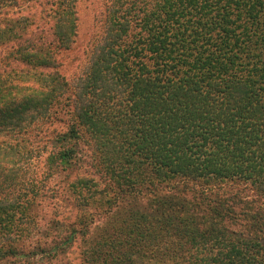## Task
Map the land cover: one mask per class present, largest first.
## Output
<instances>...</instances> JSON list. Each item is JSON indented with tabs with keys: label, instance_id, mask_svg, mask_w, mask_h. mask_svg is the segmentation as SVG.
I'll return each mask as SVG.
<instances>
[{
	"label": "trees",
	"instance_id": "trees-1",
	"mask_svg": "<svg viewBox=\"0 0 264 264\" xmlns=\"http://www.w3.org/2000/svg\"><path fill=\"white\" fill-rule=\"evenodd\" d=\"M19 1L0 0V264L64 254L93 204L118 215L84 264H264V0H107L76 78L64 54L78 0H34L48 28L8 9ZM37 125L54 127L51 148H32ZM88 151L100 176L80 173ZM45 153L46 177H31ZM57 176L76 220L34 243L37 200ZM227 183L252 199L213 198Z\"/></svg>",
	"mask_w": 264,
	"mask_h": 264
},
{
	"label": "rangeland",
	"instance_id": "rangeland-1",
	"mask_svg": "<svg viewBox=\"0 0 264 264\" xmlns=\"http://www.w3.org/2000/svg\"><path fill=\"white\" fill-rule=\"evenodd\" d=\"M107 0H78V15H79V34L77 37V41L74 44L73 48L64 54L65 56V69L64 72L69 78H76L83 73V70L86 66L87 60L98 43V40L103 31V23L105 16V5ZM48 6L44 4H40L39 2H34L31 0H20L19 4L15 7H9V10H13L18 12V16L22 15H32L34 16V21L38 24H41V27L48 28L45 24V21L42 20L45 17L44 9L47 10ZM6 54V48H0V54ZM56 126V125H55ZM48 128V126H47ZM54 127L50 129H46L40 125L35 126L31 129L29 135L32 139L33 145L32 148L36 149V147H42L47 144V147L51 148V137L50 132ZM8 139L7 137L0 136V141ZM87 154V148L85 149ZM88 157L85 161L89 163L82 164L80 173L81 174H96L94 176H100V173H97V169L94 167L91 168L93 164H97L96 155H92L90 151H88ZM93 156V157H92ZM47 157V153H45L40 159L39 162L37 158H33L32 166L30 168V176L34 177L38 175L40 180H43L46 176L44 172L46 171V162L45 159ZM88 164V165H87ZM46 195L43 198H39L38 204L36 206V218L33 221V225L30 226L32 234H34V238H29L28 241H24L23 244L30 246L32 245V241L35 243L37 240H46L45 234L50 233L49 241L53 238H65L69 236L70 229L68 226L72 225V223L76 220V210H73L72 207L74 202V195L69 190V182L65 180V176H57L52 179L46 180ZM45 182H39V186L42 187ZM200 190L203 189L198 185H195ZM217 192L216 195H212L213 198L217 197L220 193V196L225 197L226 199H230L232 201L238 200V198H247L252 199L253 190L249 187V184L243 183H227L220 188L215 189ZM147 199L140 198L141 202H145ZM132 199L127 198L124 201L120 202V210L123 212L124 207H130V203ZM238 203V202H237ZM129 204V205H128ZM240 205V204H239ZM98 205L93 204L88 214L87 218V227L88 230L85 234L83 231H78L76 235L75 242L72 243L69 248L65 250L64 254H60L56 257H47L45 259L37 260L35 257L34 264H84V252L92 247V245L97 242L102 236L108 235V232L111 233L114 222L116 219H111L110 217H114L118 215L117 211H113L109 213L108 216L102 215L99 210ZM104 208H106L104 206ZM107 212V211H105ZM86 220V219H85ZM110 223H113V225ZM107 227L108 230H104ZM81 230V228H79ZM83 230V229H82ZM32 239V241H31ZM30 244V245H29ZM37 261V262H36ZM140 264H146L144 262L139 261ZM150 263V261H148ZM14 264V263H9ZM15 264H27L25 262Z\"/></svg>",
	"mask_w": 264,
	"mask_h": 264
}]
</instances>
